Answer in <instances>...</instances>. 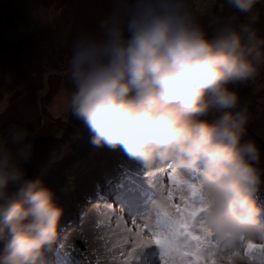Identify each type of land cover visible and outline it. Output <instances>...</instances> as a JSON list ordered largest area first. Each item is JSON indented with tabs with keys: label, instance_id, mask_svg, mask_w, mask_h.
Listing matches in <instances>:
<instances>
[{
	"label": "clouds",
	"instance_id": "clouds-1",
	"mask_svg": "<svg viewBox=\"0 0 264 264\" xmlns=\"http://www.w3.org/2000/svg\"><path fill=\"white\" fill-rule=\"evenodd\" d=\"M260 2L225 0L235 12L223 16L197 12L191 0H108L95 28L73 36L68 57V111L87 123L92 143L120 146L153 169L198 170L200 223L223 241L206 251L217 264H264L261 250L244 253L247 241L264 242V155L245 138L248 112L231 110L239 94L229 87L264 69ZM213 105L227 110L200 119ZM30 135L17 125L0 139V264H48L46 246L59 235L63 209L23 166Z\"/></svg>",
	"mask_w": 264,
	"mask_h": 264
},
{
	"label": "rangeland",
	"instance_id": "rangeland-1",
	"mask_svg": "<svg viewBox=\"0 0 264 264\" xmlns=\"http://www.w3.org/2000/svg\"><path fill=\"white\" fill-rule=\"evenodd\" d=\"M191 2L197 12L211 10L223 16L235 12L225 3H219L213 11L217 0ZM107 6L108 0H0V139L13 126L25 125L30 130L32 135L28 139L34 140V152L31 159L23 162L29 177L41 179L49 172L87 126L82 118L68 111L72 89L67 75L68 57L73 36L81 29L95 28ZM258 8L261 14L256 23L264 32V0ZM243 19L242 14L237 15L238 21ZM240 84H229L239 94V103L231 110L247 109L245 138L254 139L264 155V69L255 79L245 81L244 88ZM226 110L213 105L199 118L214 122ZM100 151V156L96 154L86 162H79L72 172L74 176H69L66 188H62L60 195L64 196L71 194L75 183H79L76 189L82 190L87 170L93 168L86 191L82 195L71 194L69 203L62 208L68 219L64 226L58 225L57 240L46 246L48 264H122L119 255L122 250L105 251L108 233L113 234L107 243L109 250L113 243L122 240L115 235L122 226L115 222V215H123V223L133 230L131 220L146 225L145 235L164 227L166 217L158 204L161 193L147 175L155 169L128 155L120 146L112 147L105 156L104 150ZM182 176L195 183L199 173L192 169ZM60 195L53 199L65 203ZM104 202L113 208L106 209ZM200 219L198 214L197 221ZM212 234L208 235L210 243L223 242ZM112 256L116 257L115 261ZM163 259V247L153 242L137 248L129 264H162Z\"/></svg>",
	"mask_w": 264,
	"mask_h": 264
},
{
	"label": "snow or ice",
	"instance_id": "snow-or-ice-1",
	"mask_svg": "<svg viewBox=\"0 0 264 264\" xmlns=\"http://www.w3.org/2000/svg\"><path fill=\"white\" fill-rule=\"evenodd\" d=\"M150 181L158 186L164 193L167 206L165 209V224L162 230L147 232L146 225L138 224L131 220L133 228L128 227L124 222L123 215H115V222L119 231L115 235L122 237L113 243L112 249L107 248L111 242L112 233L107 234L105 251H119L122 264H129L135 255V250L143 245L153 242L160 244L164 249L162 264H217L214 257L208 256L206 251L209 246V231L203 224L197 221L199 207L198 187L195 183L187 181L176 169L169 167L167 170L155 169L147 173ZM106 209L111 210L112 204L104 202ZM74 246V245H73ZM72 246V247H73ZM264 252V243L247 241L244 253L250 258L254 257L256 250ZM113 261L116 260L112 256Z\"/></svg>",
	"mask_w": 264,
	"mask_h": 264
},
{
	"label": "trees",
	"instance_id": "trees-1",
	"mask_svg": "<svg viewBox=\"0 0 264 264\" xmlns=\"http://www.w3.org/2000/svg\"><path fill=\"white\" fill-rule=\"evenodd\" d=\"M219 3H225V0H217V3L214 5L213 11H216L219 7ZM226 4V3H225ZM241 82V87H243L244 82L245 81H240ZM243 83V84H242ZM244 88V87H243ZM243 90V89H241ZM243 103L244 100L240 99ZM244 104H246V102H244ZM84 131H82L81 136H79V138L77 140H75V142H73L72 145H70V149L69 151L62 155L59 160H57L55 162L54 165L51 166V168L49 169V172H46L45 174H43V176L41 177V181L43 182L44 186L50 188L53 192V197L56 195H60V193L63 191L62 188L64 187V189L66 188V185L68 183V180H70L71 178L69 176H74V172L75 168L78 167L79 162H86L87 159L94 158V156L96 154H101L100 150H104L102 153L103 156L106 155V153L109 152V150H111L112 147H109L106 144H101V145H96L94 143H92L91 137L93 135L92 131L90 130L89 126H85L84 129H82ZM114 151V150H112ZM86 160V161H85ZM94 173L93 168H89V170H87L86 176L84 178L85 181V187L82 190H77L76 186H78L77 184L79 183H75L76 186L71 190V194L72 196H77L76 194L82 195L83 192L86 191V189L88 188L89 184V174ZM97 183H100V181L98 180ZM84 186V185H83ZM108 187V186H106ZM81 188V187H80ZM118 190H120L118 188ZM66 193V192H65ZM75 193V194H74ZM120 193V191H119ZM67 194V193H66ZM70 194V195H71ZM62 195V196H61ZM60 196L62 198H64V202H57L56 200L55 203L60 206L61 208H64L67 203H69L70 201V195H66L64 196L63 194H61ZM258 201L261 204H264V184L261 185L258 193ZM68 201V202H67ZM68 219V216L66 214H61L60 220H59V225L64 226V222ZM70 222V221H69ZM70 225V224H69ZM64 228V227H62ZM1 241V240H0ZM4 244H5V240L3 239L0 243V247H2V250L4 249Z\"/></svg>",
	"mask_w": 264,
	"mask_h": 264
},
{
	"label": "water",
	"instance_id": "water-1",
	"mask_svg": "<svg viewBox=\"0 0 264 264\" xmlns=\"http://www.w3.org/2000/svg\"><path fill=\"white\" fill-rule=\"evenodd\" d=\"M212 237H214L215 239L222 241V237L219 236V234L213 233Z\"/></svg>",
	"mask_w": 264,
	"mask_h": 264
}]
</instances>
